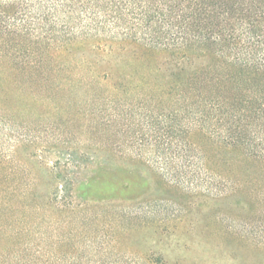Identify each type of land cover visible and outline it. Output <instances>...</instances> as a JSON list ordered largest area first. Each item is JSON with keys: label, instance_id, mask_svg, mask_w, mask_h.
Here are the masks:
<instances>
[{"label": "trees", "instance_id": "1", "mask_svg": "<svg viewBox=\"0 0 264 264\" xmlns=\"http://www.w3.org/2000/svg\"><path fill=\"white\" fill-rule=\"evenodd\" d=\"M18 31L50 48L55 108L90 107V128L110 134L85 148L124 149L177 186H213L217 196L242 187L250 217L263 213L264 0H0V32ZM5 196L0 264H165L123 251L118 225L103 224L98 238L83 209Z\"/></svg>", "mask_w": 264, "mask_h": 264}, {"label": "rangeland", "instance_id": "2", "mask_svg": "<svg viewBox=\"0 0 264 264\" xmlns=\"http://www.w3.org/2000/svg\"><path fill=\"white\" fill-rule=\"evenodd\" d=\"M17 33L9 40L0 32V190L6 202H23L29 194L53 210L63 204L83 209L93 216L98 238L118 225L123 251L165 264H264V209L250 217L255 207L246 190L226 188L217 196L213 186H177L124 149L97 150L110 134L90 128V107L55 108L49 46ZM99 65L101 74L110 71ZM132 132H114L112 140ZM85 142L97 148H85ZM250 235L258 247L247 245L244 236Z\"/></svg>", "mask_w": 264, "mask_h": 264}]
</instances>
